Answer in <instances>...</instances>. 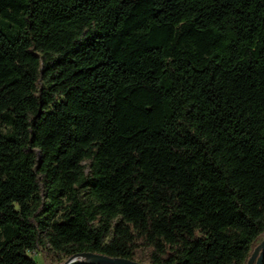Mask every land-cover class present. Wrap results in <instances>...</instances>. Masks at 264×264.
I'll list each match as a JSON object with an SVG mask.
<instances>
[{
  "label": "trees",
  "instance_id": "1",
  "mask_svg": "<svg viewBox=\"0 0 264 264\" xmlns=\"http://www.w3.org/2000/svg\"><path fill=\"white\" fill-rule=\"evenodd\" d=\"M263 236L264 0H0V264Z\"/></svg>",
  "mask_w": 264,
  "mask_h": 264
},
{
  "label": "water",
  "instance_id": "2",
  "mask_svg": "<svg viewBox=\"0 0 264 264\" xmlns=\"http://www.w3.org/2000/svg\"><path fill=\"white\" fill-rule=\"evenodd\" d=\"M264 236L251 253L247 264H263ZM63 264H139L129 260L109 258L99 254L83 253L73 256Z\"/></svg>",
  "mask_w": 264,
  "mask_h": 264
},
{
  "label": "rangeland",
  "instance_id": "3",
  "mask_svg": "<svg viewBox=\"0 0 264 264\" xmlns=\"http://www.w3.org/2000/svg\"><path fill=\"white\" fill-rule=\"evenodd\" d=\"M31 256L34 258L36 264H58L64 259L54 252L44 249L37 253H32Z\"/></svg>",
  "mask_w": 264,
  "mask_h": 264
}]
</instances>
